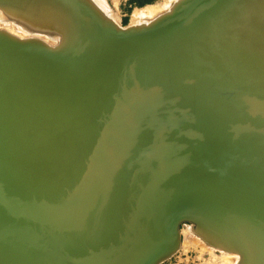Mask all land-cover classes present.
Segmentation results:
<instances>
[{"label": "bare ground", "instance_id": "bare-ground-1", "mask_svg": "<svg viewBox=\"0 0 264 264\" xmlns=\"http://www.w3.org/2000/svg\"><path fill=\"white\" fill-rule=\"evenodd\" d=\"M61 1L72 3L81 12H90L91 16H95L90 8L79 0ZM256 2L255 0L249 3L253 11L252 17L264 19V9ZM262 6L264 7V3ZM242 15L243 13H238L232 33L230 31L233 44L239 51L237 54L243 58L244 55L248 56L246 51H250L260 57L257 53L259 46L256 49L243 50L242 36L244 37L249 26ZM96 18L100 21L98 16ZM231 20L233 23L234 19ZM178 22L179 19L165 26L157 36L140 35L142 28L136 33L119 36L118 33L107 28L106 22L101 20L100 25L93 20L94 24L88 30L89 37L79 27V33L76 34L77 40L82 41L80 46L73 48L69 54L58 56L39 51L32 45L13 44L0 37V139L10 144V147L16 146L14 152L23 170H32L31 162L33 163L38 180L35 185L38 190L45 192L46 203L51 204L57 212L60 223L64 220L71 229L75 230V233L83 234L85 243L93 241L94 232L99 230L95 229L97 226L94 222H97V219L99 221L104 219L103 212L107 211L103 209L104 204L125 186L119 185L116 190H114L116 186L110 187V184L94 187L92 191L91 188H86L85 194L92 193L97 202L88 206L92 209L90 214L85 211L81 215L83 221L73 210L69 198H61L60 188L69 190L71 180L83 182L91 173L97 174L107 170L111 172V147L127 146L126 142L120 140L121 135L139 134L141 142L144 143L149 139V135L144 132L146 130L151 132L159 126V123L156 126L148 124V118L153 115L161 116L160 110H166L167 104H172L175 108L193 99L194 92L187 88L188 85L184 83L182 75L173 77L164 73L166 70H163L158 59L164 45L154 47L150 45L158 42L159 35L168 34L175 29ZM77 40L76 43L79 42ZM193 51V39L188 40L186 58H192ZM201 56H203L202 62L209 64L206 58L209 57V52L206 51L205 55L201 54ZM182 60L184 58H181L175 66L183 67ZM69 62L72 63V67L68 71L67 68L71 66ZM222 64L225 67V62ZM216 65L219 69L210 64L209 67L198 63L193 88L197 89L200 86L207 89L209 84H212L213 80L209 82L212 74H216L219 85L230 86L234 81H242L240 69L223 71L220 59ZM62 70L67 71L64 78L61 77ZM138 70L142 71L144 82L138 79ZM205 70H210L211 75ZM250 90L257 93L254 89ZM126 94L129 100L125 99ZM134 95L140 100L147 97V102L143 101V105L135 102ZM185 96L189 98L187 101ZM7 104L12 111H7ZM217 104L218 108L222 106V103ZM198 114L192 116L187 125L218 129L225 127V132L211 130L201 135L198 140L199 153L196 157L217 159L215 166L209 164L205 165L204 170L202 169L205 174L204 178H201V185L194 183L199 176L198 173L194 176L197 166L195 154L184 153V149L179 152V158H184L178 165L180 178L178 183L183 192L181 197L191 207L193 222L199 223V220L200 222L205 220L212 227L226 231L240 243L244 242L252 254L254 247L259 245V241L253 238L258 228L264 236V136L257 135L248 142L244 139L249 137L243 132L236 134L235 130L228 129L243 128L238 119H229L226 122L221 121L220 117L211 115L202 121V117ZM262 116L264 117V114ZM255 118H262L261 114ZM73 119L80 122L79 129L75 133L71 132L75 139L73 143L79 150L78 164L67 151L69 137L72 134L68 133L66 123L68 125L73 123L74 121H71ZM176 119L180 121L181 118L176 117ZM231 121H235V124L232 125ZM22 130L27 134L43 163L49 168L52 180L35 166L32 160L34 158L31 157V161L29 160L32 155L27 157L21 149H17L18 136ZM238 142H241V145L237 150L226 155L228 152L226 149ZM160 143L157 141L156 146ZM128 151L125 158L128 160L135 157L140 162L143 172H148L153 164L154 170L163 169V165L156 162L157 155L154 162H150L151 156L142 157L144 154H140L138 147L132 146ZM159 158L162 161L165 159L163 154H160ZM127 160L125 164L130 163ZM75 166L77 174L74 173ZM150 173L151 170L149 175ZM111 179L120 180L115 174ZM229 186L232 188L224 192L223 190ZM219 189L223 192H218ZM17 191L10 174L0 163V260L3 264H81L79 257L74 256L58 233L47 225L45 219L39 216L40 214L31 208ZM117 205L119 213H122L123 203L120 201ZM197 213L202 216L195 220L193 215ZM230 214L237 216L232 218ZM139 218L138 216L135 219L130 228L133 231L137 225L138 232L140 225L144 224L145 231L140 232L144 239L142 247H146L148 245L146 243H151L158 237L156 235L159 234V229L155 226L149 227L146 216ZM165 222L164 229L168 224L166 217ZM211 222L219 224L215 226ZM85 243H79L82 245L80 247L84 248ZM94 247L93 255H89L87 260L92 261V264H109L114 255L109 252L102 253V250L98 251ZM263 254L264 251L261 252L264 264ZM132 257L130 251L122 253L115 259L114 264H130Z\"/></svg>", "mask_w": 264, "mask_h": 264}, {"label": "water", "instance_id": "water-1", "mask_svg": "<svg viewBox=\"0 0 264 264\" xmlns=\"http://www.w3.org/2000/svg\"><path fill=\"white\" fill-rule=\"evenodd\" d=\"M215 1L216 0L183 1V3H179V5L177 4L170 14L164 16L163 19L157 20L156 27L151 30L142 29L140 34L144 36H157L158 33L165 29V26H169L173 21H177L179 19V24H177L175 29L168 34L159 35L157 39L158 42L150 43V45L151 47L164 45L163 51L160 53V57H158L163 70H166L164 73L173 77L182 75L184 78L183 81H185L184 83L188 85H186L187 88L192 89L194 92L195 96L187 103L189 104L192 102V105L188 108V110L182 112L181 114L178 112L183 110L185 105H187L185 104L186 102L175 108L172 104H167L166 110H160L161 116L157 117L156 115H153L151 118L147 119L148 124H155L156 126V124L159 123V126H156V128L151 132L148 130L144 132L149 135V139L146 142H141V137L136 133L120 136V140L126 142L127 146H124L123 148H115L114 146L111 147V172L110 170H107L97 174L91 173L83 182L75 179L71 180V182H69V184H71L69 190H64L59 187L61 190V198H69L70 204L74 208L73 210L78 213L81 218L80 220L83 221L81 215H83L85 211L90 214L92 209H89L88 206L97 202V199L94 195H92V193L90 195L85 194L86 188H91L92 191L94 187H103L110 184V187L116 186L114 189L116 190L119 185L125 186V188L119 190L118 193L111 196V198L108 199L109 201L104 204L103 209L107 211L103 212L104 219L102 221H99L97 217L93 216L94 219H97V222L92 220V222L95 223V226H97L95 229H99V232H94L95 237L93 241L85 243L86 239L83 234L75 233V230L71 229L64 220H61V223L58 221L59 217L57 212L53 209L51 204H48L45 201V192L38 190L35 185L38 180L34 172L35 167L33 163L31 162L32 170H23L18 157L14 152L16 146L10 147V144L0 139V163L10 174L12 181L17 187V193L21 195L31 208L40 214L39 216H42L45 219L47 225L53 231L58 233L62 241L68 245L74 253V256L79 257L81 264H92V261L87 259H89V255H93V246H95L94 248L98 251L102 250V253L109 252L114 255L109 264H114L117 257L128 251H130V256L133 255L130 260L131 262L128 261L130 264H155L171 249L176 247V231L178 229V224L182 220L186 219L193 221L192 215L190 214L192 212L191 207L182 199L181 196L183 192L178 183V180L180 179L178 177V165L184 159L179 158V152L184 149V153L193 152L195 154L197 166H195L194 176L197 173L199 176L194 183L201 185V178H204L205 174V171L202 172L205 169V165L210 164L211 166H215L217 159L213 157L204 159L196 157V154L199 153L198 140L201 135L211 132V130H222L225 132V127L218 129L213 127L202 128L191 126L190 124L187 125V122L192 116L199 113L198 116L202 117V121H205L207 117L211 115H213V117H220L221 121L226 122L229 119L236 118L240 124L243 125V128L229 127L228 129L235 130L234 133L236 134L243 132V134L249 137L246 138V141H249V139L251 141L253 137L257 135L264 136V117L262 116V114H264V90L256 88L254 89L257 91L256 93L250 90L252 88L247 86V88L243 87L246 80L244 79L245 77H243L244 71L242 65L231 61L227 57L219 55L216 56L213 52H211L209 57H206L210 66L213 65L219 69L216 63L220 59L222 66V63L225 62L223 71H230L232 69L235 71L240 69L239 72L242 74V81H234V83L230 86L223 84L219 85L216 80V74L211 75L210 70H205V72L211 75L209 82L213 80L212 84H209L207 89H203L200 86L197 89L193 88L196 80H194V74L196 73L198 63L208 66L209 64L202 62L203 56H201V54L205 55V52L201 51V44L199 43V40H201V36H199V25L194 24L192 25V28L194 27L193 29L187 31L186 34L183 33L188 27V24H193L202 12L207 9H211ZM196 14L197 17L191 18V16L194 17ZM112 31L118 33L119 36H122L127 35V33H136L138 30L124 33L119 31L116 32L114 30ZM192 39L194 50L192 53L193 57L186 58L188 53V40ZM165 41L168 42L163 43ZM210 43H213L212 37ZM227 49L229 50V48ZM181 58H184V60H182L183 67L175 66ZM239 59L242 61L241 58ZM138 72V79H142V71L138 70ZM143 72H146V70H143ZM230 73H232V71ZM249 78H253V76H249ZM207 93L208 97L203 101L194 102L195 99L202 98L204 94ZM127 95L128 94L124 97L129 100ZM185 98V101L189 99L188 96H185ZM133 99L135 102L142 103V105L143 101L147 102V97L144 100H140L134 95ZM217 103H222V106L219 108L216 107L218 105ZM6 108L7 111H12L8 104L6 105ZM160 109H162L161 106ZM260 114L262 118L256 119L255 117ZM176 117L181 118L180 121L179 119L177 120ZM71 121L77 122L74 119ZM231 122L232 125L235 124V121ZM66 128L68 133H71L72 129H70L68 125H66ZM73 135L74 134L69 137L67 151L71 154L70 156L72 159L78 164L80 160L78 153L79 150L75 146V143H73V141H75ZM157 141L161 142L159 146H156ZM244 142L245 141H243V143ZM17 144H19L17 149H21L22 153L27 157L32 155L29 160L31 161V157L34 158L32 160L35 166H38L45 176L52 180L49 168L43 163L40 156L36 153V149L29 141L27 134L23 133V130L18 136ZM240 145L241 142L231 144L229 148L226 149L228 151L226 152V155L236 151L237 147ZM132 146L138 147V151H141L140 154H144L142 157L151 156L150 162L153 161L157 155L156 162L158 161L161 163L163 165V169L159 168L158 170H154L153 164L149 169V171H152L150 175L149 171L143 172L140 162L135 157L128 160L125 158L126 154L129 153L128 149ZM156 147L158 148L156 149ZM160 154H163L165 157L163 161L159 158ZM126 160L130 163L125 164ZM74 173L77 174V167L75 168ZM113 174H115L120 180L111 179ZM230 188H232V186H229L223 191L226 192L230 190ZM223 191L220 189L218 190V192L221 193ZM120 201L123 203V208H121L122 213H119L118 211L119 206L117 204ZM138 216L140 218L146 216V220L148 219L149 221V223H147L149 227L155 226L159 229V234L156 235L158 237H156L151 243H146L148 244H145L146 247H142L144 239L141 236V232L145 231L144 224L139 227L141 232H137V225L133 231L130 228ZM162 216L164 217L160 218ZM165 217L166 220L168 219V224L164 229L163 226L166 224ZM14 221H16V219H14ZM87 222H89V220H87ZM79 243H85L84 248H81L80 246L82 245ZM98 244H100V246ZM88 251H90V253H88ZM0 264H3L2 260H0Z\"/></svg>", "mask_w": 264, "mask_h": 264}, {"label": "rangeland", "instance_id": "rangeland-1", "mask_svg": "<svg viewBox=\"0 0 264 264\" xmlns=\"http://www.w3.org/2000/svg\"><path fill=\"white\" fill-rule=\"evenodd\" d=\"M50 1L14 0L7 2L1 0L0 37L6 41L13 42V44L32 45L37 50L45 53L55 54L57 56L66 55L73 48H78L80 43H82V41L77 40L78 35L76 33L79 27L89 37L88 30L94 24L92 23L93 20L99 22L100 25V21L102 20L108 24L106 25L108 29L121 33L137 31L141 28L151 30L156 27L157 20L163 19L164 16L173 11L177 4L179 5V3H183L186 0H79L85 3L95 16H91L90 12H81L72 3L67 1L66 3L61 0ZM253 1L216 0L211 9L202 12L193 24H188L183 34L193 29L194 27L192 28V25L198 24L200 30L199 36H201V51H208L209 54L213 52L216 56L227 57L231 61L242 65L244 71L243 77L246 80L243 87L264 90V54H262L264 52V19L252 17L253 11L249 3L251 4ZM256 1L258 6L264 9L262 6L264 0H260V2L259 0ZM239 12L243 13L242 16L249 26L245 31L244 37L242 36L243 50L256 49L259 46L257 53L260 57L250 51H246L248 56L244 55L241 58L242 61L239 59L240 56L237 54L239 51L234 46L231 38V33ZM228 15H230L231 19H234L233 23ZM253 15L255 14L253 13ZM97 16L100 21L96 18ZM195 17H197V14L194 17L191 16V18ZM221 30L222 32H220ZM211 37L213 43H210ZM76 40L79 42L76 43ZM69 64L71 66L67 68L68 71L72 67V63L69 62ZM61 72V77L64 78L67 71L62 70ZM249 76H253V78H249ZM141 81L143 80L141 79ZM207 97L208 93L204 94L202 98L195 99L194 102H201ZM191 105L192 102L185 105L182 111H178L179 114L188 110ZM71 124H69L70 126L68 124L66 125L74 133L80 122L77 121ZM244 140L246 141V138ZM230 215L232 218L237 216L236 214ZM201 216L200 213L193 215L195 220ZM199 223L201 224L188 219L182 220L178 224L176 231V247L171 249L155 264H254L255 262V264H263L261 252L264 251V236L259 228L253 235L254 240L259 241V245L255 246L254 253L250 254L249 248L244 245V242L243 244L240 243L237 238L230 236L226 231H222L219 228L218 230L214 226L212 227L205 220L201 222L199 220ZM212 224L218 226L219 223Z\"/></svg>", "mask_w": 264, "mask_h": 264}, {"label": "trees", "instance_id": "trees-1", "mask_svg": "<svg viewBox=\"0 0 264 264\" xmlns=\"http://www.w3.org/2000/svg\"><path fill=\"white\" fill-rule=\"evenodd\" d=\"M145 1H148V0H145ZM144 2V1H143Z\"/></svg>", "mask_w": 264, "mask_h": 264}]
</instances>
